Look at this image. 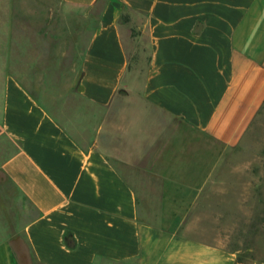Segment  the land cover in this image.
<instances>
[{
	"label": "crops",
	"instance_id": "obj_1",
	"mask_svg": "<svg viewBox=\"0 0 264 264\" xmlns=\"http://www.w3.org/2000/svg\"><path fill=\"white\" fill-rule=\"evenodd\" d=\"M100 1L62 0L80 9ZM5 2L0 142L16 151L0 173L34 215L14 233L1 228L0 264H240L230 248L193 233L192 219L169 228L162 201L149 199L159 190L127 177L98 138L81 146L41 106L17 75L20 15ZM99 15L81 60L85 100L109 107L134 97L222 146L242 141L264 107V0H109ZM137 46L150 53L139 91Z\"/></svg>",
	"mask_w": 264,
	"mask_h": 264
},
{
	"label": "rangeland",
	"instance_id": "obj_2",
	"mask_svg": "<svg viewBox=\"0 0 264 264\" xmlns=\"http://www.w3.org/2000/svg\"><path fill=\"white\" fill-rule=\"evenodd\" d=\"M5 1L6 10L15 8L20 15L17 75L41 106L81 146L88 148L98 138L127 177L142 176L149 190H159L149 199L162 201L169 228L192 219L193 233L230 248L240 264H264V107L242 141L225 147L134 97L96 106L81 95V60L109 0L94 9L62 0ZM149 54L147 47L137 46L132 55L135 91L143 84ZM15 151L3 138L0 166ZM0 184V231L14 233L34 211L1 173Z\"/></svg>",
	"mask_w": 264,
	"mask_h": 264
}]
</instances>
